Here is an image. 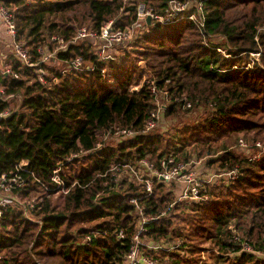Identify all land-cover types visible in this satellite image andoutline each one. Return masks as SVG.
I'll list each match as a JSON object with an SVG mask.
<instances>
[{
  "label": "trees",
  "instance_id": "1",
  "mask_svg": "<svg viewBox=\"0 0 264 264\" xmlns=\"http://www.w3.org/2000/svg\"><path fill=\"white\" fill-rule=\"evenodd\" d=\"M139 2L162 14L168 0L127 5L123 0H2L15 15L17 37L37 63L29 67L10 55V72L0 73L5 93L21 95L19 108L0 118V175L10 176L21 166L24 184L14 193L34 200L33 220L11 206L3 210L2 264H123L143 217L151 219L138 233L140 243L174 245L171 251L147 249L157 264L162 258V264H199L206 241L217 248L218 264H264L253 252L264 254V29L258 31L264 28V0L205 2L206 34L225 37L230 58L217 45L204 44L186 19L149 24L118 60L100 59L90 41L72 42L84 24L95 30L110 20L113 28L129 26ZM53 33L69 42L57 53L58 62L68 64L80 56L79 68L39 62L38 48ZM254 50L260 52V64L254 61L248 68L240 54ZM151 87L167 100L159 108L162 117L189 110L198 100L206 117L183 127L178 143L155 132L157 125L116 146L105 143V133L115 126L142 129L158 109ZM181 96L190 107L175 100ZM6 108L8 102L0 100V112ZM184 135L198 143L234 138L237 144L242 138L252 152L237 153L225 140L221 154L206 164L218 171L237 166V175L228 182L216 179L219 183L208 185L209 197L201 202L176 201L175 183L154 182L147 193L125 177L113 181L110 172L104 176L106 164L142 157L157 162L172 154L188 161ZM55 170L63 185L52 180ZM55 196L60 199L54 201ZM87 235L90 240L83 242ZM246 244L253 251L244 250Z\"/></svg>",
  "mask_w": 264,
  "mask_h": 264
},
{
  "label": "built area",
  "instance_id": "2",
  "mask_svg": "<svg viewBox=\"0 0 264 264\" xmlns=\"http://www.w3.org/2000/svg\"><path fill=\"white\" fill-rule=\"evenodd\" d=\"M206 1L207 0H168L167 7L162 14L157 13L152 7H148L144 3H137L135 6V20L129 26L124 28H113V21L110 20L108 23L101 26L99 30H95L90 27H80L78 28L72 42L77 43V40L84 41L92 39L94 44H96L94 45V50H97L96 53L102 54L105 52L106 48H111L123 43L126 40H130L137 34L140 35L143 32H147L149 30V24L151 25L157 22L165 24L179 19H186L190 21L198 29V32L203 38L207 35L205 29V17L207 12L205 8ZM147 19H149V23L146 22ZM0 20L11 37L12 55L26 66H35L37 63L31 62V55L25 46V42L17 37V23L15 15L2 4V0H0ZM51 40L52 43L58 42V44L54 46V49L51 48V50L53 49L51 53H45L44 46H40L38 48V52L40 54L39 62H58L57 53L59 51H65L69 44V42L65 41L60 34H55L51 37ZM217 51L226 58L232 57L225 51V49L217 47ZM81 63L82 58L80 56H76L68 62L69 67L73 69L79 68ZM1 72L9 73L10 69L6 67L4 70L0 71V73ZM14 76H16V74H14ZM40 80L43 81L42 77ZM151 91L155 94L158 109L150 112L142 129L140 131H136L130 127L115 126L105 133V143H109V137H116L119 140H125L132 138L139 133L144 134L157 125L159 120V108L162 105L158 104L156 90L154 87H151ZM13 96L14 94L5 93L0 81V100L8 102V100ZM175 100L181 101L186 107L191 106V102L185 96L176 97ZM11 112L12 110L10 108H6L0 112V118L9 116ZM238 144L242 148L250 147L247 146V142L242 138L238 139ZM101 145L102 143H97V147ZM256 146L261 147V144L256 142ZM106 166L107 170L104 176L106 173L110 172L113 181H117L122 177H125L127 181H130L135 185H142L147 193L152 192L154 182L165 184L175 183L179 188L176 201L187 202H201L207 200L209 197L208 185L220 177H225V182L233 180L236 177L238 170L237 166H235L229 171L220 170L214 174L207 170L206 173L202 175L198 171L196 161L178 160L172 154L159 158L157 162H154L147 157H142L133 162L112 163L106 164ZM20 167L21 166L18 165L16 171L10 176L5 173L0 175V217L2 216L5 208L8 206H14L13 204L18 201L19 197H17V194L14 193V191H17L24 184V181L19 174ZM56 171L57 170L54 171L55 174L52 176V180L58 185H63V182L56 174ZM32 207L33 203L29 204L27 209ZM27 209L24 208L23 210L26 211ZM150 219V217H143L139 223L138 233L144 229V223ZM229 228H231V226ZM138 233L134 236L135 242L130 246L128 253L125 255V261L123 264H157L156 259L150 257L149 254L141 252L140 244L142 243L139 242ZM117 236L123 237L122 231L117 232ZM89 240L90 236L87 235L83 239V242ZM145 245L151 250H165L169 249V246L174 247V245L167 246L159 243ZM243 249L250 251L251 247L246 244ZM2 259L3 256L0 253V264H2Z\"/></svg>",
  "mask_w": 264,
  "mask_h": 264
},
{
  "label": "rangeland",
  "instance_id": "3",
  "mask_svg": "<svg viewBox=\"0 0 264 264\" xmlns=\"http://www.w3.org/2000/svg\"><path fill=\"white\" fill-rule=\"evenodd\" d=\"M123 1H124L125 5H127L128 2H132L134 0H123ZM139 3H143V2H139ZM148 7H150V6H148ZM81 27H89V25L84 24ZM263 29L264 28H259L258 31H262ZM197 31H198V29H197ZM55 34H57V33H53L49 36L48 35L46 36V41L44 43V52L45 53H51L52 50L54 49V46L56 44H58V42L52 43V40H51V37L54 36ZM138 35L139 34H137L136 36H138ZM136 36H134L130 40L124 41L121 44H118V45L113 46L111 48H106L105 52L102 54L96 53L97 50H94V45H96V44H94L92 39H89V40L87 39L84 41L77 40V43L83 44L85 42L88 43L90 41L91 42V44H90L91 50L93 51V53L98 54L100 59L113 57L116 60H118L120 58V56H122V53L124 51H127L130 49V46H131L132 42H134V39ZM202 39H203L202 42L204 44L208 43V45H210V47H214L217 45L219 48L225 49V51L232 49L231 45L227 42L226 38L220 34L208 35V37L206 35ZM51 48H53V49L51 50ZM240 55H242L241 57H242L243 64H245L246 67H248V68L251 67V65L253 64L254 61H256L260 64V52L259 51L254 50V51L248 53L247 55H244V54H240ZM44 64L47 67H53L56 69L68 68V64L62 63V62H56V61L51 62V61H49V62H44ZM140 65L142 66L143 62H140ZM32 67H34V66H32ZM37 73H40V70ZM108 74H109V76H106L107 81L109 83L110 82L112 83L113 77L111 76L110 72ZM45 75H47V74H45ZM156 97H157V101H158L159 105L165 104L167 102V100H165V98L161 94H157ZM20 102H21V95L19 93H14V96L8 100L9 108L13 111L17 110L19 108ZM159 113L161 116L159 115L160 118L158 120L156 129L154 131L155 132H162L166 138L171 137V138H173V140L175 142L178 143L181 141L180 138H182V136H183L182 134L179 135V131L183 127L188 128V127L198 125L203 120V118L206 117L207 110H206L205 106L198 100L196 102L195 106L192 107L191 109L187 110L185 108H181L172 117H168V118H166L164 116L162 117V113L160 112V110H159ZM184 136H185V140H182V141H184V142L186 141V142H185V148L183 149V155L187 156L188 161H190V160H192V162L196 161L198 171L202 175H204L207 170L212 174L218 172V169H215L214 167H209L206 164V161L209 159L215 158L221 154V152H222L221 144L225 140L232 141L233 149L237 153L239 152L241 154H247L249 152L250 153L252 152V150H251L252 147L242 148L239 146L238 142H237V144L234 143L235 142L234 138L233 139L227 138L225 140L224 139H217V141H215L213 139H209L207 141H203L205 143H202V142L198 143L197 140H192V138L187 140V138H188L187 135H184ZM120 141H122V140H119L116 137H109L108 138V142H109L108 144H111L113 146L118 145V143ZM247 146H251V144L247 143ZM218 179H219V182L224 181V180L226 181L225 177H223V178L220 177ZM217 180H216V183H219V182H217ZM35 196H36V194H35ZM59 199H60V197H58V196L54 197V201H58ZM33 201L34 200H29V199L24 200V199L18 198V201L13 204L14 206H11V210H15V211L22 210V211H24L23 209L24 208L27 209V206H29V204L33 203ZM29 211H30V208L27 209L26 211H24L22 215H25V217H28L29 219L33 220V217L31 216ZM230 226H231L230 229L232 231H235V233L237 235H240V233L235 228L234 222H232ZM143 243H144L143 246L146 249L140 248L141 252L148 254L146 251L149 248L145 244H152V243L151 242H149V243L143 242ZM167 246H168V244H167ZM170 247L171 246H169V249H168L169 251H171L173 246L171 248ZM203 247L204 248L202 251V256H201V259L199 261V264L200 263H202V264H205V263L206 264H218L217 262H215V258H214V254H216L218 252L217 248L215 246H213L212 243L209 241L203 242ZM250 251H253V250L251 249ZM253 252H255L259 257L264 258L263 253L258 252V251H253ZM182 253L184 254V252H182ZM164 259L165 258H162L160 260V264H162V261Z\"/></svg>",
  "mask_w": 264,
  "mask_h": 264
},
{
  "label": "crops",
  "instance_id": "4",
  "mask_svg": "<svg viewBox=\"0 0 264 264\" xmlns=\"http://www.w3.org/2000/svg\"><path fill=\"white\" fill-rule=\"evenodd\" d=\"M12 55L11 37L0 20V71L7 67L6 58Z\"/></svg>",
  "mask_w": 264,
  "mask_h": 264
},
{
  "label": "water",
  "instance_id": "5",
  "mask_svg": "<svg viewBox=\"0 0 264 264\" xmlns=\"http://www.w3.org/2000/svg\"><path fill=\"white\" fill-rule=\"evenodd\" d=\"M146 21H147V23H149V19H147Z\"/></svg>",
  "mask_w": 264,
  "mask_h": 264
}]
</instances>
